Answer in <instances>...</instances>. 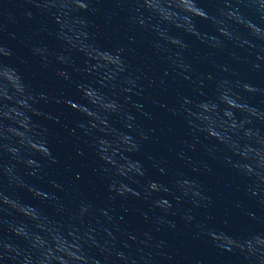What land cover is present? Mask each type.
I'll use <instances>...</instances> for the list:
<instances>
[{"label": "water", "instance_id": "obj_1", "mask_svg": "<svg viewBox=\"0 0 264 264\" xmlns=\"http://www.w3.org/2000/svg\"><path fill=\"white\" fill-rule=\"evenodd\" d=\"M0 264H264V0H0Z\"/></svg>", "mask_w": 264, "mask_h": 264}]
</instances>
